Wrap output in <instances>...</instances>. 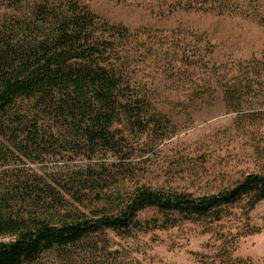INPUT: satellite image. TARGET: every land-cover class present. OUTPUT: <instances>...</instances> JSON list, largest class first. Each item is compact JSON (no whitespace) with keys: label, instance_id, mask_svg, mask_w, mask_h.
<instances>
[{"label":"rangeland","instance_id":"1","mask_svg":"<svg viewBox=\"0 0 264 264\" xmlns=\"http://www.w3.org/2000/svg\"><path fill=\"white\" fill-rule=\"evenodd\" d=\"M81 2L104 21L130 31L137 42L133 74L153 86L154 109L167 114L170 125L157 133L129 135L124 141L126 152L119 155L78 153L66 145L57 147V142L45 151L32 148L21 154L12 153L11 148V153L3 152L0 189L15 199L16 211L35 210L26 199L25 185L34 190L32 196L44 212L52 215L78 209L88 214L108 197L125 195L136 187L197 197L232 187L246 174H264V117L239 123L219 94L212 102L207 93L217 80L233 76L238 63L252 59L264 63V25L257 17L264 14V0ZM10 5V0L0 2V18L10 13ZM181 60L192 64L176 75L172 67L177 68ZM196 88L202 99L192 102L187 95ZM261 94L263 99L254 104L264 111V91ZM27 125L26 121L21 126L23 132ZM23 132L18 143L25 146L30 142ZM37 189L42 192L36 193ZM243 207L237 204L220 223L177 221L172 227L157 223L158 228L150 223L131 238L112 232L107 237L117 252V264H202L206 260L201 257L212 256L227 234L238 236L234 258L264 264V201L249 214L248 222ZM153 216L148 211L140 217ZM251 228L259 232L244 234ZM9 240L0 237V241ZM76 251L83 254L82 247ZM101 253L88 263H98L104 257ZM21 264L57 263L51 254L42 252Z\"/></svg>","mask_w":264,"mask_h":264},{"label":"trees","instance_id":"2","mask_svg":"<svg viewBox=\"0 0 264 264\" xmlns=\"http://www.w3.org/2000/svg\"><path fill=\"white\" fill-rule=\"evenodd\" d=\"M10 1V13L0 18V154L11 148L21 154L32 148L45 151L57 142L78 153L119 155L126 152L129 135L157 133L170 125L167 114L154 109L153 86L133 74L137 42L127 28L104 21L81 0ZM257 17L264 25V14ZM191 64L181 60L173 73L181 75ZM263 91L264 63L252 59L238 63L233 76L217 80L207 93L212 102L219 94L241 123L264 117L263 108L254 104ZM198 93L191 89L188 100L202 99ZM22 132L30 142L25 146L18 143ZM25 191L33 212L16 211L15 199L0 189V237L10 238L0 241V264L33 261L42 252L57 264H91L101 251L104 257L96 264H117L108 232L131 238L150 223H220L239 203L248 222L264 201V174H246L232 187L197 197L136 187L108 197L88 214L75 209L51 215L33 198L31 187L25 185ZM148 211L154 216L141 219ZM258 232L251 228L244 234ZM237 238L222 237L212 256L201 257L202 264H247L233 257ZM76 247H82L81 256Z\"/></svg>","mask_w":264,"mask_h":264}]
</instances>
